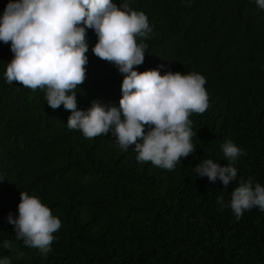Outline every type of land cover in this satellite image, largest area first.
I'll use <instances>...</instances> for the list:
<instances>
[{
  "label": "trees",
  "instance_id": "1",
  "mask_svg": "<svg viewBox=\"0 0 264 264\" xmlns=\"http://www.w3.org/2000/svg\"><path fill=\"white\" fill-rule=\"evenodd\" d=\"M10 0H0V18ZM15 2V0H11ZM142 11L152 27L134 70L197 73L208 107L189 119L195 150L174 170L138 163L111 133L86 139L67 127L71 112L51 109L40 89L7 83L10 43L0 41V261L10 264H264V211L237 219L230 207L238 181L264 187V9L256 0H112ZM86 79L77 110L93 102L119 108L123 75L92 52L86 29ZM147 127L145 131L147 132ZM232 141L237 180L225 188L199 177L204 159L227 166ZM21 192L35 195L61 221L42 255L15 237ZM223 198V204L217 203ZM10 241L12 247L3 244Z\"/></svg>",
  "mask_w": 264,
  "mask_h": 264
},
{
  "label": "clouds",
  "instance_id": "2",
  "mask_svg": "<svg viewBox=\"0 0 264 264\" xmlns=\"http://www.w3.org/2000/svg\"><path fill=\"white\" fill-rule=\"evenodd\" d=\"M256 3L264 9V0ZM86 29L98 37L94 55L113 63L124 77L119 108L105 109L93 102L89 110H77L76 90L86 79L88 64ZM151 33L142 11L131 10L127 4L117 7L112 0H10L0 18V41L10 43L13 53L4 77L9 84L44 91L53 110L63 105L71 112L67 127L86 139L111 133L119 148L127 151L134 146L138 163L151 162L171 171L195 150L192 137L196 133L189 117L208 107L206 81L197 73L161 75L158 70H134L143 64L147 48L138 38L147 39ZM221 147L227 166L204 159L195 171L212 183L221 181L226 188L237 180L232 162L242 153L230 140ZM217 203L223 204V198ZM225 207L237 219L253 207L264 211V187L254 184L252 177L238 181ZM18 213L15 219L11 213L8 216L16 239L47 255L53 234L61 228L59 218L39 197L27 192H21ZM3 247L10 249L11 242L5 241ZM0 264L10 262L5 258Z\"/></svg>",
  "mask_w": 264,
  "mask_h": 264
}]
</instances>
